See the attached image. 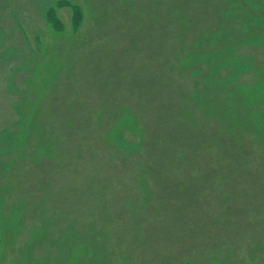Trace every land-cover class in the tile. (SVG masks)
<instances>
[{"label": "bare ground", "instance_id": "obj_1", "mask_svg": "<svg viewBox=\"0 0 264 264\" xmlns=\"http://www.w3.org/2000/svg\"><path fill=\"white\" fill-rule=\"evenodd\" d=\"M43 1L46 0H0V27L5 33L0 54L8 51L9 48L15 51L24 50L20 56L7 54L0 58V152L5 151L9 154V152L15 151L20 144L28 147L24 157L11 156L2 158L3 160L0 158V187L6 183H10L12 186L10 191L4 195L6 200L0 211L5 213L8 218H12L17 211H21L24 214L21 223H25L24 228L9 239L8 242L14 243L15 246L10 249L4 259L0 260V264L17 263L13 259L10 260V255L20 256L22 254L24 249L22 245L37 226L40 227V235L35 241L36 244L33 245L35 249L33 257L44 256L46 264H70V258L75 256L78 245L82 243L84 244L83 254L79 256L78 264L118 263L120 252L123 250L120 237L124 233L112 224H106L107 220L114 216L115 210L112 206L118 196L115 198L110 195L105 199H95L92 202L79 201L72 205V210L76 213L67 220V217L63 216V211L58 210L59 206L55 207L54 197L43 199L42 204L39 203L41 206L37 208L39 206L37 205V194L40 193L32 192V184L23 185L24 183H22L25 178L33 176L41 170L54 167L67 169L73 160L79 163V167L82 169L91 168L93 162L87 159L90 154L84 153L85 155L75 159L76 150L80 147H82L81 150L95 149L92 153L97 155V164L100 170H105L101 173H106L108 169L110 171L107 177V173L103 174L105 179L95 181L97 186L101 182L112 185L116 180L126 176L140 178L142 175L152 179L146 198L154 203V209L147 208L145 212L155 224V230L148 233V239L158 241L162 248H167L163 252L166 254L165 256L149 260V264H170L168 262H176L184 256H192L196 259V264H204L209 260L207 256L203 255L209 243L212 245L209 249L211 256L221 259L224 264H264V251L255 254L248 252V249L254 244H261L264 247L263 158L256 160L258 162L254 161V165L249 163L246 166L249 176L246 180H242L241 176H238L234 178L233 184L224 183L223 193L227 191L234 199H241L243 203L251 205L244 212L235 215L233 220L226 214L232 213L231 207L227 209L219 199V195L214 198L217 200L218 208L208 214L203 210L206 200L202 201V205L180 207L178 210L174 209V205L162 201L161 196L174 195L178 187L191 188L193 183V179L187 178L191 174L190 171L181 169L182 166L179 167L178 162L170 169L177 167L176 172L182 170H180L179 178H184L180 182L177 181L175 175L172 176L173 173L170 172L172 170L168 171L165 168V172L158 171L157 167L166 161L162 157L155 156L152 153L153 149L149 153L147 145L150 137L158 138L155 142L157 149H164V147L168 149L171 146L173 150H176L178 144L181 143L183 136L181 125L175 122L173 113L176 117L179 114L178 109L182 106L180 103L176 104L179 107L177 109V106L170 100L171 95H176V93L161 86L145 95L135 96L131 99H129V93H119V96L114 100L115 104L109 105L110 107L99 122V126H94V130L89 129L87 125V127H82L76 121H73L71 126L68 122L65 125L64 121L67 119L66 114L68 113L63 108L61 95L71 88H83V83L80 86H72L68 78L76 71L82 60L88 58L89 55L82 50L76 51V55L73 50L61 54L62 62L59 72L52 77V80L47 81L48 88L42 89L43 82L46 81L43 79V74L50 66L44 57L50 51L61 49L67 38L47 34ZM149 1L142 0L140 3H143L141 6L145 4L147 7L151 4L155 5L156 14L162 17L159 23V32L155 38H161L168 44L167 53L157 50L161 53L160 56H163L165 64L177 61L176 57H173L169 63V58L172 56V52L169 51L175 50L180 45V49L182 48L183 52L188 53L191 50V42L193 39L196 41L195 37L199 31L214 27L217 22H220L222 29H226L223 36L232 35L233 37L227 42L225 41L226 37H222V42L216 45L204 44L196 54H201L203 58L206 57L204 62L209 67L231 60L237 66H250L249 71L244 75L237 76L232 81L220 80L215 85L207 86L201 95L193 96L191 101L187 100L188 108L193 112L195 126L199 130L190 127L186 133L191 134L198 131L211 136L222 133L232 139L237 132H241L245 136L246 145L259 150L261 147L264 148V130L252 131L255 124L264 120V114L258 116L255 112L256 109H264V88H262L264 87L262 86L264 83V42L259 45L255 44L258 38H264V28L254 25V22L264 15V5L258 0H240L242 12L230 14L224 20L223 0ZM257 2L262 6L260 10L252 8V4ZM245 6L246 8H244ZM172 7L187 15L182 17V23L180 21L172 23L178 18L173 15ZM121 20L125 22L128 19L121 17ZM131 22L137 25L135 21ZM141 22L144 25L145 22L149 24L150 21L143 20ZM242 23L248 25L250 29L246 32H237ZM84 26L82 39L92 38L99 34L98 29L89 22H86ZM37 33L41 36L40 43L35 39ZM181 45L183 46L181 47ZM26 47H36L37 49L27 52ZM29 58L30 63H40V65L36 64L38 69L31 73L27 80L23 79V76L27 77L28 74H23V71L32 70L31 64L22 70L17 69L9 77L16 69V66L12 65L15 63L18 65ZM57 58H59V54L53 60H58ZM50 60V63H54L52 59ZM142 71L146 70L142 69ZM220 74L224 76V71H221ZM141 84L144 85V83ZM151 86L154 84L151 83ZM87 90L89 91V89ZM260 93L263 95L260 96ZM248 95L256 99L255 105L248 103ZM123 110L130 111L133 118L127 125L122 124L123 121H127L125 117L122 118L123 121L120 122V125L119 123L114 125V131L118 126L117 131L123 130L128 134L124 142H119L114 134H109L108 129L112 119L124 115ZM79 111V108H76L72 115L78 116ZM20 118H23L21 123L14 122L15 119ZM12 121L13 125L8 127L9 122ZM168 130L174 132V138L169 137L170 140H173L172 142L164 135H158L160 132ZM22 131H25L23 139L18 137ZM112 143H116V145ZM39 148H43L42 153L36 151ZM217 150L220 153L223 148L219 147ZM135 152L139 154L138 157H135ZM116 153L120 154L119 158ZM31 154L32 156H30ZM128 157H133L134 160L129 161ZM237 161L224 165L219 173L222 175L233 171L238 167ZM154 169L156 172L152 171ZM197 170L200 171L199 168ZM251 170H255V173L250 174ZM61 172L62 169L59 173ZM158 172L164 174L162 184L157 181ZM207 173L204 175L212 181H216L220 175ZM115 190L118 189L115 188ZM247 190H250L251 193H247ZM239 191L245 193L241 195ZM25 192H30V194ZM142 198L138 194L139 201H142ZM259 200L261 202L257 205L256 201ZM222 205L226 208L224 212L221 210ZM215 220L220 222L217 225L220 227L201 228L210 225ZM66 221L68 223L64 225ZM1 225L5 226V223L2 222ZM62 228L65 229L67 236L60 244L56 241L57 234ZM90 230H93L94 233H90ZM183 233L188 235L182 240L173 239ZM216 237L221 238L219 242H216ZM197 238L202 239L201 245L190 249L189 245ZM171 247L173 248L169 249ZM174 248L180 251L173 252ZM54 252H60V254ZM167 252L171 254H167Z\"/></svg>", "mask_w": 264, "mask_h": 264}, {"label": "rangeland", "instance_id": "obj_2", "mask_svg": "<svg viewBox=\"0 0 264 264\" xmlns=\"http://www.w3.org/2000/svg\"><path fill=\"white\" fill-rule=\"evenodd\" d=\"M63 1L68 5L63 4L57 6V4ZM141 1L142 0L43 1L47 34L67 38L66 41L63 42L61 49L59 48L56 51H50L44 57L50 66H48L46 72L43 74V79L46 81L43 82L42 89L48 88L47 86L49 83L47 81L52 80V77L56 76L59 72L62 62V58L60 59L61 54H66L73 50V53L76 55V51L82 50L89 56L82 60L80 65L77 66L76 71L69 76L68 80L71 82L72 86H80L83 83V88H71L61 95L63 108L65 112L68 113L66 114L68 117L64 121L65 125L68 122L71 126V123L76 121V123H79L82 127L87 125L89 129L94 130V126H99V122L110 107L109 105L111 103L115 104L114 100L119 96V93L124 94V92H127L129 93V99H131L135 96L145 95L160 86L167 87L168 91L175 92L176 95H171L170 100L173 104L176 105L180 103L182 106V108H179L176 105L177 109L179 108V114H177L176 117L173 113L175 122L178 125H181V134L183 135L181 143L178 144L176 150H173L171 146L168 149L165 147L164 149H157V144L155 142L158 138L150 137L147 145L149 147V153L150 150L153 149L152 153L155 156L162 157L166 161L157 167L158 171H164L165 168L166 170L168 169V171L172 170L170 171L173 173L172 176L175 175L177 181L180 182L184 178H179L181 173L180 170L188 169L191 174L190 176L187 175V178L193 179V183L191 188L184 189L178 187L174 195L168 194L167 197L161 196L162 201L164 200L166 203L174 205V209L178 210L180 207H189L190 205L199 206L203 200H206L203 204V210L208 214L214 212L218 208L219 205H217V200H214V198L219 195V199L224 203L226 208L228 209L231 207L230 210L232 213L226 214H228L229 218L233 220L235 215L244 212L246 209L250 208L251 205L246 202L243 203L241 199H234V197H232L227 191L223 193V188H225L223 187L224 183L233 184L235 181L234 178L238 176H241L240 179L246 180L247 177H249L246 166L249 163L254 165V161L260 160L261 158L264 160V148L261 147L259 150L258 148L246 145L245 136L241 132H237L232 139L222 133L219 135L215 134L217 137L215 135L211 136L198 131L187 134L186 131L190 127L199 130L198 127L195 126L196 122L193 119L192 109L188 108V101H191L193 96H199L204 93L207 86L215 85V83L220 80L232 81L237 76L244 75L249 71L250 66H237L231 60L227 63L222 62L220 65L209 67L205 65L204 62L206 57L203 58L201 54H196L198 49L204 44L216 45L222 42V37H226V42L233 37L232 35L223 36L226 29H222L220 22H217L214 27L204 28L199 31L195 37L196 41L194 39L192 40L191 50L188 53L183 52V49H180V45L176 47L175 50L172 49L169 51L172 52V56L169 58V63H171L170 59L173 57H176L177 61L172 64H165L164 58H162L163 56H160L161 53L157 52V50L167 53L168 44L161 38H155V35L159 32V23L162 17L156 14L157 10L155 9V5L151 4L147 7L144 4L141 6L143 4L140 3ZM258 1L264 5V0ZM240 5V0H223L224 20L230 14L241 13L242 9H240ZM244 8H246V6ZM252 8L260 10L262 6L257 2L252 4ZM75 9L80 12L81 16L78 14L79 16L75 17L76 23L73 24L71 22L72 10ZM172 9L173 15L178 17H176L177 20H174L172 23H177L178 21L182 23V17L187 15L178 12L175 7H172ZM49 10H55L57 17L62 22L63 28L61 30H57L52 26L48 16ZM121 17L124 19L127 18L128 20L124 22V20H121ZM132 20L135 21L137 25L133 24V22H131ZM143 20L150 22L149 24L145 22V24L142 25L141 21ZM86 22L94 25L95 28L98 29L99 34H96L92 38L82 39V30L84 29ZM254 25L259 28H264V15L260 16L258 20L254 22ZM249 29L248 25L242 23L237 32H246ZM4 35L5 33L3 32V29L0 27V47L4 41ZM35 39L40 43V34L37 33ZM262 42H264V38H258L255 41V44L259 45ZM182 46L183 45H181V47ZM35 49L37 48L26 47L25 50H27V52H33ZM43 51L46 50L43 49ZM23 53L24 50L15 51L14 49L9 48L8 51L0 54V58L7 54L20 56ZM58 54V60H53ZM50 59H52L54 63H50ZM30 64L32 70L29 72L23 71V74H28L27 77L23 76V79L27 80L28 76L35 72L40 65V63H30V58L18 65L17 63L12 65L16 66V69L12 71L9 77L17 69L22 70V68L29 66ZM36 64L39 65L36 66ZM142 69L146 71H142ZM221 71H224V76H221ZM141 83H144V85ZM151 83H153L154 86H151ZM90 85L91 87L89 88ZM262 86H264V83ZM87 89H89V91ZM262 95L263 94L260 93V96ZM248 97V103L250 105H255L256 99L250 95H248ZM76 108H79L80 110L79 115L73 116L72 113ZM122 112L124 115L120 116L121 119L120 117L112 119L108 129L109 134H114L119 142H124L128 134L123 130L117 131L116 128L118 126H116L114 131V125L116 123H119L120 125V122L123 121V117H125L127 121H123L122 124L127 125L128 123H131L133 118L130 111L123 110ZM255 112L260 116L264 114V109H256ZM22 119L23 118L15 119L14 122L21 123ZM8 125V127H11L13 121L9 122ZM163 126L165 127V125ZM261 130H264V120L255 124L252 128V131L254 132ZM24 135L25 131H22L18 134V137L23 139ZM158 135H164L170 142L173 140H170L169 137L171 139L174 138V132L171 130L166 132L162 131ZM112 144L116 145V143ZM159 146L162 147L161 145ZM219 147L223 148V150H220V153L217 152ZM81 148L82 147L76 150L77 153L75 159H79L81 155L90 154V157H87V159L93 162L91 168L82 169L79 167V163L74 162L73 160L74 163L71 162L72 164H70V167H67V169L65 167H54L48 170H41L37 174L27 177L22 181V183H24L23 185H33L32 192L40 193L37 194V205H39L37 208L41 206L40 204H42L43 199H51L54 197V202L56 204L53 201L52 202L55 207L57 208L59 206L60 208L58 207V210H62L63 216L67 217V220H69L70 217L76 213V211L72 210V205L77 202L79 203V201L88 200L89 202H92L95 199H105L110 197V195L115 196V198L118 196L112 206L115 210L114 216L109 218L106 223L112 224V226L121 229L124 233L123 236L120 237L123 250L120 252V259L117 264H149V260L154 258L157 259L159 256H165L166 254H163V252H165L164 249L167 247L162 248L161 243L158 241L148 239V233L155 230V224L150 219V216L147 217L145 212L147 208L154 209V203L146 198L152 179H149V176H146L145 178L142 175L140 178L137 176H126L122 179L116 180L112 185L110 183L105 184L101 182L102 184L100 183L101 185L99 184L97 186L95 185V181H102V179H105L103 174L107 173V177L109 176L110 171L108 169V171L106 170V173H101V171L103 172L105 170H100L99 165L97 164V155L95 156L92 153L95 149L81 150ZM26 150L28 151V147L24 144H20L18 148L13 151L14 154L13 152H9V154L5 151L0 152V158H8L11 156H15V158L24 157L23 155L26 153ZM36 151L42 153L43 148H39ZM116 155L117 158H119L120 154L116 153ZM30 156H32V154ZM138 156L139 154L135 152V157ZM128 158L129 161L134 160L133 157ZM99 159L101 160V158ZM235 161L238 162V167L236 169L222 175L219 173L224 165ZM177 162L179 163V167L182 166L178 172H176L177 167L170 169V167L176 166L175 163ZM197 168H199L200 171H198ZM61 169L62 172L59 173ZM152 171L156 172V169ZM254 171L255 170H251L250 174H254ZM158 173L159 177L157 178V181L162 184L164 182V174L163 172ZM206 173H218L220 175H218L216 181H212L204 175ZM11 188L12 186L10 183H6L4 186L0 187V208L5 203V193L9 192ZM115 188L118 190H115ZM247 191V193H251L250 190ZM239 192L241 195L242 193H245L243 191ZM25 193L30 194V192ZM138 194L143 197L142 201H139ZM260 202V200L256 201V204L259 205ZM224 205L221 206L223 212L226 210ZM23 216L24 214L21 211H17L12 218H8L5 213L0 211V260L4 259L10 249L15 246L14 243H9L8 241L16 232L21 231L24 228L25 223H21ZM2 222L5 223V226L1 225ZM67 223L68 222L66 221L64 225H67ZM219 223V221L215 220L211 222L210 225H205L201 228L215 227ZM64 228L60 229L61 231L57 234V243H63L65 240L64 238L67 236ZM89 232L94 233L93 230H90ZM73 234L74 232L72 231V235ZM39 235L40 227L37 226L33 229L31 236L22 245L24 248L22 254L20 256L10 255V260L13 259V261H17L16 264H46V258L44 256L33 257L35 254L33 245ZM187 235V233H183L175 238L173 237V239L182 240V238ZM220 239V237H216V242H219ZM201 242L202 239L197 238L191 242L189 248L194 249L201 245ZM211 246V243H209L208 248L204 250L203 255L207 256L209 259L204 264H224V261L221 259L216 256H211L209 253ZM83 247V243L78 245V251L73 258H70L71 261L69 260L70 264L79 263V256L83 254ZM118 248L120 249V247ZM172 248L173 247L169 249ZM178 251L180 250L175 249L173 252ZM249 251L255 254L264 251V247L261 244H254L248 249V252ZM56 254H60V252H57ZM167 254L171 253L167 252ZM250 257L252 256L250 255ZM168 263L196 264V259L192 256H184L179 260H176V262L171 261Z\"/></svg>", "mask_w": 264, "mask_h": 264}, {"label": "trees", "instance_id": "obj_3", "mask_svg": "<svg viewBox=\"0 0 264 264\" xmlns=\"http://www.w3.org/2000/svg\"><path fill=\"white\" fill-rule=\"evenodd\" d=\"M68 5L67 3H64V1L63 2H61V3H59V4H57V6H60V5ZM72 18H71V22L74 24V23H76V20H75V17H77V16H81V14H80V12H78V10L76 11V9L75 10H72ZM79 14V15H78ZM48 16H49V19H50V22H51V24H52V26L55 28V29H57V30H61L62 28H63V26H62V22L60 21V19L57 17V15H56V13H55V10H49V14H48Z\"/></svg>", "mask_w": 264, "mask_h": 264}]
</instances>
